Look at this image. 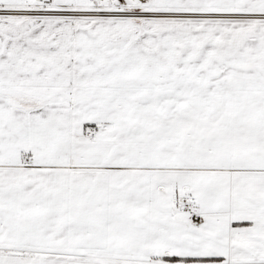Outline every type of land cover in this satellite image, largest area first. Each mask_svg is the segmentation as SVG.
<instances>
[{
  "label": "snow or ice",
  "instance_id": "1",
  "mask_svg": "<svg viewBox=\"0 0 264 264\" xmlns=\"http://www.w3.org/2000/svg\"><path fill=\"white\" fill-rule=\"evenodd\" d=\"M0 264H264V0H0Z\"/></svg>",
  "mask_w": 264,
  "mask_h": 264
}]
</instances>
